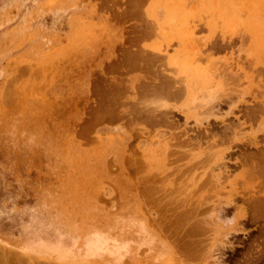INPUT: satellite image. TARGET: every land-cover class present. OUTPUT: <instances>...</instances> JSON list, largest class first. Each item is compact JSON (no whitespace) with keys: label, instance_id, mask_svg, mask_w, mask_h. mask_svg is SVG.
<instances>
[{"label":"rangeland","instance_id":"1","mask_svg":"<svg viewBox=\"0 0 264 264\" xmlns=\"http://www.w3.org/2000/svg\"><path fill=\"white\" fill-rule=\"evenodd\" d=\"M258 1L178 0L177 25L172 16L159 27L167 0H0V264H211L217 257L221 264H264V0ZM180 49L215 73L204 94L160 92V77L175 76L164 52ZM211 90L221 96L218 105L203 101ZM158 104L170 106L166 118L154 111L156 126L145 124L148 110L164 109ZM174 106L199 117L212 110L233 115L194 126ZM97 113H110V122ZM156 136L167 140L165 150ZM220 207L219 219H236L229 228L212 223ZM90 231L126 243L121 261L86 257ZM71 252L82 260L61 257Z\"/></svg>","mask_w":264,"mask_h":264},{"label":"bare ground","instance_id":"2","mask_svg":"<svg viewBox=\"0 0 264 264\" xmlns=\"http://www.w3.org/2000/svg\"><path fill=\"white\" fill-rule=\"evenodd\" d=\"M178 0H176V2H175V0L174 1H172V0H167V3L163 6V10L162 11H159V10H161L162 8V6L160 7L161 9H159V7H158V9L159 10H157V13L159 14V12H160V17L162 16V14H164V17H163V21H161L160 23H158L157 22V25L160 27L161 26V24L162 23H169L168 22V20H171L170 18L172 17V16H174L173 17V19H172V22L173 21H175L173 24H175L176 23V21H178L179 20V18L180 17H177V15L179 16L180 15V13H179V9L181 8H179V6H181V3H179V2H177ZM191 2H192V0H190ZM212 1H214V0H212ZM229 1V0H228ZM237 1V0H236ZM190 2V3H191ZM233 2V1H232ZM259 1L257 0V3H258ZM154 3V2H153ZM214 3V2H213ZM238 3V2H237ZM247 3H249L248 1H247ZM247 3H245V4H247ZM192 4V3H191ZM207 4H208V2H207ZM211 4V3H210ZM222 4H223V2H222ZM229 4H230V2H229ZM233 4V3H232ZM236 3H234L233 5L234 6H236L235 5ZM239 4V3H238ZM177 5H179V6H177ZM184 5V4H183ZM190 5V4H189ZM214 5V4H213ZM217 5H218V3H217ZM242 5V4H241ZM249 5V4H248ZM209 6V5H208ZM225 6V5H224ZM228 6V5H227ZM239 6V5H238ZM245 6V5H244ZM251 6V5H250ZM249 6V7H250ZM233 7V6H232ZM232 7L230 8V9H232ZM252 7V6H251ZM261 7V6H260ZM207 8V7H206ZM236 8V7H235ZM256 9L257 8H259V7H255ZM262 8V7H261ZM217 9H219V7H217ZM245 9V8H244ZM249 9V8H248ZM254 9V8H253ZM211 10V9H210ZM243 10V9H242ZM241 10V11H242ZM258 10H260V8L259 9H257V11ZM159 11V12H158ZM203 11V10H202ZM220 11V10H219ZM224 11V10H223ZM227 11V10H226ZM234 11H235V9H234ZM244 12H245V10H243ZM254 11V10H253ZM161 12H163V13H161ZM213 12H215V11H213ZM225 12V11H224ZM223 12V13H224ZM238 12V11H237ZM240 12V11H239ZM243 12V13H244ZM248 12V11H247ZM251 12V11H250ZM256 12V11H255ZM262 12H263V9H262ZM220 13V12H219ZM223 13L221 14V17H222V21H223V23H227V19H226V16H229L231 13H230V11H229V13H225V16H223ZM241 13V12H240ZM239 13V14H240ZM252 13V12H251ZM251 13H249V14H251ZM264 13V12H263ZM236 14H238V13H236ZM248 14V13H247ZM258 14V13H257ZM157 15V14H156ZM212 15V14H211ZM215 15H216V13H215ZM242 15V14H241ZM252 15H253V13H252ZM252 15H251V17H252ZM245 16V15H244ZM157 17H158V15H157ZM246 17H247V15H246ZM255 17V16H254ZM248 18H250V15H248ZM145 19H146V17H145ZM150 21H151V19H150ZM152 22V21H151ZM150 22V23H151ZM153 22H154V26L156 25V22H155V20H153ZM180 22H178V24H179ZM236 23V22H235ZM170 24H171V21H170ZM234 24V22L232 23V25ZM237 24V23H236ZM239 24H240V22L237 24L238 26H239ZM149 25V24H148ZM152 25V24H151ZM177 25V23L175 24V26ZM246 25H247V27H249V28H251V29H254V26H253V23H251V22H247L246 23ZM231 26V25H230ZM178 28H179V25H178ZM231 28V27H230ZM176 29H177V27H176ZM176 29H174V30H176ZM155 30H157L156 29V27H155ZM164 30H165V28H164ZM234 30V29H233ZM176 32V31H175ZM234 32H236V31H234ZM188 33V32H187ZM258 33H259V31H258ZM260 34V33H259ZM259 34H258V36H259ZM235 35V34H234ZM196 36V35H195ZM256 36V35H255ZM257 36V37H258ZM193 38H194V36H193ZM228 38V37H227ZM256 40V39H255ZM258 40V39H257ZM258 42V41H257ZM256 42V43H257ZM192 43H195V42H192ZM211 43V42H210ZM215 43V42H214ZM259 43H260V40H259ZM211 44H213V43H211ZM189 45V44H188ZM207 45V44H206ZM178 46V45H177ZM191 46V45H190ZM217 46H220V45H217ZM216 46V47H217ZM140 47H141V45H140ZM212 47V46H211ZM214 47V46H213ZM241 47V46H240ZM154 47H152L151 46V48H150V50H152V54L154 53V54H157L158 53V51L156 52V49H153ZM183 48V47H182ZM212 49V48H211ZM210 49V50H211ZM240 49V48H239ZM157 50H159V51H161L159 48H157ZM164 50V49H163ZM209 50V49H208ZM212 51V50H211ZM210 51V52H211ZM214 51V50H213ZM218 51V50H217ZM240 51V50H239ZM150 52V51H149ZM131 53V52H130ZM143 53H145V52H143ZM167 53V54H166ZM164 52V57H165V59H166V63L168 64V66L169 65H171L170 66V68H173V71L174 72H172V73H174V75L175 76H165V75H167L166 73H164L165 75H163L162 76V78L160 77V85H159V87L158 88H160V92H162V93H164V95H165V97L166 96H168V97H174V98H176V96H181V94H186L187 96H191L193 93H194V91H197V90H200V92H202V90L201 89H203V88H205V87H207V84H210L209 82H211V81H209V80H211V78L213 79V75L215 74V73H213V75H212V73H210V72H208L207 70H205V68H202V67H200L199 66V64H197V63H195L194 62V59H192L191 58V56H189L190 55V53L188 54L187 53V51L186 50H184V49H180V50H178L177 52H175V54H173V55H168V52ZM128 54V53H127ZM139 54H141L140 52H139ZM146 54V53H145ZM147 54H148V52H147ZM147 54L145 55V57H147V58H149L151 55H149V57L147 56ZM150 54V53H149ZM249 54V53H248ZM247 54V55H248ZM131 55V54H130ZM142 55V54H141ZM160 55V54H159ZM163 55V54H162ZM161 55V56H162ZM132 56V55H131ZM131 56H130V58L129 59H131ZM135 56L137 57V55L135 54ZM135 56H133V57H135ZM128 57H129V55H128ZM132 57V58H133ZM155 57V56H154ZM138 59V58H137ZM132 60V59H131ZM217 60V62L219 61V62H221V60H218V59H216ZM216 60H213L212 62H214V61H216ZM199 62V61H198ZM222 62H224V61H222ZM221 62V63H222ZM161 63V62H160ZM159 64V63H158ZM224 64V63H223ZM229 64V63H228ZM230 64H232V63H230ZM264 64V63H263ZM166 65V64H165ZM210 65H211V67H212V65L213 64H211L210 63ZM210 65L208 66V68L210 69ZM214 65L216 66V63L214 62ZM147 66V65H146ZM223 66V65H222ZM162 67V66H161ZM166 67V66H165ZM217 67V66H216ZM221 67V65L219 66V68ZM226 67V66H225ZM228 67H230V65L228 66L227 65V68ZM235 67V66H234ZM166 68H168V67H166ZM215 67H213V68H211L212 70L214 69ZM222 68V67H221ZM221 68L219 69V70H221ZM227 68H225L226 70H228ZM251 68V67H250ZM149 69V68H148ZM217 69H218V67H217ZM159 70V69H158ZM212 70H211V72H212ZM223 70V69H222ZM225 70V71H226ZM232 70V69H231ZM249 70V69H248ZM168 71H171V70H169L168 69ZM225 71H223V73L225 72ZM230 71V70H229ZM233 71V70H232ZM251 71V70H250ZM213 72H215L214 70H213ZM235 73H237L236 71H234ZM234 72H230V73H234ZM254 72V71H253ZM257 71H255V73H256ZM162 73H163V71H162ZM218 73V72H217ZM222 73V74H223ZM241 73V72H240ZM240 73H237V75L238 74H240ZM243 74V73H242ZM260 74V73H259ZM220 75V74H219ZM236 75V74H235ZM234 75V76H235ZM261 75V74H260ZM213 76V77H212ZM222 76V75H221ZM255 76V75H254ZM253 76V77H254ZM216 77H218V74L216 75ZM244 77V76H243ZM219 78H220V76H219ZM224 78H226V76L224 77ZM235 78V77H234ZM241 78V77H240ZM243 80H244V78H242ZM234 80V79H233ZM237 80H239V79H237ZM214 81V80H213ZM222 81V80H221ZM221 81L219 82V80L217 81V82H219V84H221ZM253 81V80H252ZM247 82V81H246ZM255 82V81H254ZM257 82V81H256ZM152 83V82H151ZM228 83V82H227ZM158 84V83H157ZM156 84V85H157ZM218 84V87L220 86ZM153 86V85H152ZM223 86V85H222ZM231 86V85H230ZM154 87V86H153ZM156 87V86H155ZM227 88L229 87V86H226ZM233 88V87H232ZM156 89V88H155ZM214 89V88H213ZM242 89V88H241ZM240 89V90H241ZM128 90V89H127ZM224 90V89H223ZM238 90H239V88H238ZM158 91V90H157ZM203 91H206V90H204L203 89ZM212 91V90H211ZM208 92L207 93V95L206 96H204V95H201L202 93L204 94L205 92H202V93H200V95H201V98L204 96V97H207V99H205L204 98V100H203V98L201 99V100H203L204 101V103L205 102H210V103H212V102H216L215 104H217L218 105V101L220 100V97L221 96H219V95H217L218 93H216V91L214 92V90L212 91V92ZM217 92H219V90L217 91ZM230 92V91H229ZM243 92V91H242ZM215 93H216V95H215ZM220 94H221V91L219 92ZM222 93H225V92H223L222 91ZM233 93V92H232ZM235 93V92H234ZM160 94V93H159ZM196 95L195 96H198L197 94H198V91H197V93H195ZM238 94V93H237ZM146 95V94H145ZM219 96V97H218ZM128 97V96H127ZM164 97V96H163ZM192 97V96H191ZM240 98L241 97H243V96H239ZM124 98H126L125 96H124ZM133 98V97H132ZM180 98H182V97H180ZM128 99V98H127ZM229 99V98H228ZM227 99V100H228ZM122 100V99H121ZM131 100V99H130ZM129 100V101H130ZM188 100H189V97H188ZM201 100H199V105L200 104H203L204 105V103L203 102H201ZM236 100V99H235ZM164 101V100H163ZM174 101V100H173ZM196 101V100H195ZM127 102V101H126ZM159 102V101H158ZM162 102V101H161ZM160 102V103H161ZM221 102V101H220ZM264 102V101H263ZM93 103V102H92ZM101 103V102H100ZM100 103H99V107L101 106L100 105ZM103 103V102H102ZM101 103V104H102ZM157 103V102H156ZM186 103V102H185ZM184 103V104H185ZM195 103V102H194ZM193 103V104H194ZM210 103H208V104H210ZM176 104V103H175ZM178 104V103H177ZM207 104V103H206ZM204 105L203 107H205V106H207V105ZM198 104H196V106H197ZM198 105V106H199ZM229 105V104H228ZM153 106V105H152ZM158 106H160L159 108H161V107H164V109H156V107H155V109H152L151 108V110H148L147 112H146V114L145 115H143V116H145L144 117V120L146 121L145 122V124L147 123V124H149V125H155V124H157V122L159 121L158 119L160 118H162V120H163V118L166 116L165 115V113H166V110L167 109H165V107H167V108H169L168 106H166V104H161V105H159L158 104ZM200 106H202V105H200ZM214 106V105H213ZM109 107V106H108ZM195 107V106H194ZM208 107V106H207ZM212 107V105L210 106V108ZM233 107H236V105L235 106H232V107H230V108H233ZM98 108V107H97ZM96 108V109H97ZM105 108V107H104ZM107 108V107H106ZM174 108L178 111V112H180V113H182V114H184V116H185V119H187L188 117H190V116H192V118H193V120H194V126H196V124H197V126H201V124H202V122H208V119L210 118V117H213V118H220V120H222V118L226 115V114H228V115H226V116H229V114H231L230 112H231V109H229L226 113L225 112H223V110H222V112H223V115H219V116H217L216 114H214V110H212V111H209L207 114H206V112L203 114V115H201V117H199L200 116V114L198 115V116H196L195 114H196V112H195V114L193 115V114H191V115H189L187 112H185V111H183L181 108H177V107H175L174 106ZM218 108V107H217ZM102 109H103V107H102ZM109 109H111V107L109 108ZM191 109H193V108H191ZM204 109V108H203ZM212 109H214V108H212ZM94 110V109H93ZM106 110H108V108L107 109H105L104 111H106ZM120 110V109H119ZM170 110V109H169ZM168 110V111H169ZM173 110V109H172ZM187 110H189L188 108H187ZM215 110H216V108H215ZM218 110V109H217ZM233 110V109H232ZM110 112H111V110H109ZM114 111H116V110H114ZM114 111H112V112H114ZM154 111H157L158 112V115H159V118L157 119L156 118V115L153 113ZM193 111V110H192ZM203 111V110H202ZM208 111V110H207ZM95 112V110L93 111V113ZM98 112V111H97ZM101 112V111H100ZM127 112V111H126ZM143 112V111H142ZM106 113V112H105ZM117 113H119V111L117 112ZM144 113V112H143ZM171 113V112H170ZM199 112H197V114H198ZM98 114V113H97ZM108 114V113H107ZM110 114V113H109ZM108 114V115H109ZM116 114V113H115ZM139 114H140V112H139ZM99 115V114H98ZM97 115V116H98ZM108 115H104V113L102 114L101 113V115H99V117H100V119L101 118H104V119H108V121H109V116ZM120 115H122V113L120 114ZM168 115V114H167ZM231 115H233V114H231ZM90 116V115H89ZM113 116V115H112ZM115 116V115H114ZM118 115H116V117H117ZM170 115H168V117H169ZM92 117V116H91ZM122 117V116H121ZM120 117V118H121ZM141 117V116H140ZM171 117V116H170ZM141 118H143V117H141ZM166 118V117H165ZM164 118V119H165ZM91 119V118H90ZM97 119V118H96ZM111 119V118H110ZM117 119H118V117H117ZM123 119H124V117H123ZM224 119V118H223ZM99 120V119H98ZM113 120V119H112ZM131 120V119H130ZM137 120H139V119H137ZM213 120V119H212ZM216 120V119H215ZM93 121V120H92ZM103 121V120H102ZM114 121V120H113ZM117 121V120H116ZM164 121H167V120H164ZM218 121V120H217ZM239 121V120H238ZM94 122H95V120H94ZM96 122H97V120H96ZM105 122V121H104ZM110 122V121H109ZM125 122V121H124ZM168 122V121H167ZM245 122V121H244ZM92 123V122H91ZM161 123H162V121H161ZM165 123V122H164ZM169 123V122H168ZM258 123V122H257ZM256 123V124H257ZM264 123V122H263ZM115 124V123H114ZM163 124V123H162ZM161 124V125H162ZM166 124V123H165ZM186 124V123H185ZM240 124V123H239ZM98 125V124H97ZM227 125V124H226ZM156 126V125H155ZM158 126H159V124H158ZM157 126V127H158ZM253 126V125H252ZM258 126V125H257ZM94 127H95V125H94ZM134 127V126H133ZM152 127H154V126H152ZM168 127V126H167ZM202 127V126H201ZM242 127V126H241ZM240 127V129L242 130V128ZM139 128V127H138ZM233 128V127H232ZM239 129V128H238ZM237 129V130H238ZM255 129V128H254ZM254 129H252L253 131H255ZM258 129H259V127H258ZM258 129H256V130H258ZM262 129H264V125L260 128V130H262ZM128 130V129H127ZM225 130V129H224ZM244 130V129H243ZM170 131V130H169ZM179 131V130H178ZM239 131V130H238ZM132 132V131H131ZM155 132V131H154ZM234 132V131H233ZM133 133H134V131H133ZM132 133V134H133ZM138 133V132H137ZM140 133H142V132H140ZM140 133H138V134H140ZM169 133H171V132H169ZM192 133V132H191ZM244 133H246V131L244 132ZM248 133V132H247ZM131 134V135H132ZM136 134L134 133V136H135ZM171 135H173V134H171ZM193 135H194V133H193ZM239 135H241V134H239ZM133 136V137H134ZM138 136H143V135H138ZM154 136V135H153ZM158 136H161V134H158ZM158 136H156L157 138H159L158 139V141H156L155 143H156V145H158V147H163L162 148V150H165L167 147H166V141L164 140V138H160V137H158ZM184 136V135H183ZM213 136V135H212ZM130 136L128 135V137H125L126 139L127 138H129ZM144 137V136H143ZM175 137V136H174ZM236 137V136H235ZM253 137V136H252ZM86 138V137H85ZM139 138V137H138ZM137 138V139H138ZM171 138V137H170ZM234 138V137H233ZM143 139V138H142ZM177 139H178V137H177ZM180 139V138H179ZM184 140H185V138H183ZM187 139V138H186ZM195 139H197V138H195ZM181 140V139H180ZM232 140V139H231ZM197 141V140H196ZM206 141V140H205ZM228 141H230V140H228ZM150 142H152V141H150ZM180 142V141H179ZM184 142V141H183ZM187 142V141H186ZM190 142H192V141H190ZM210 142V141H209ZM139 143V142H138ZM142 143V142H141ZM155 143H150V144H155ZM181 143H182V141H181ZM185 143V142H184ZM200 143V142H199ZM198 143V144H199ZM188 143H186V145H187ZM128 145V144H127ZM139 145H141L140 143H139ZM183 145V144H182ZM185 145V144H184ZM183 145V146H184ZM143 145H141V147H142ZM178 146V145H177ZM212 146V145H211ZM219 146V145H218ZM140 147V146H139ZM141 147H140V150H141ZM146 147V146H145ZM169 147V146H168ZM181 147V146H180ZM192 147V146H191ZM199 147V146H198ZM137 148V147H136ZM230 148V147H229ZM127 149H128V147H127ZM126 149V150H127ZM148 149L149 148H147V152H148ZM197 149V148H196ZM199 149V148H198ZM210 149V148H209ZM122 150V153H123V151H124V149L122 148L121 149ZM140 150H139V152H140ZM169 150H170V148H169ZM191 150V149H190ZM193 150V149H192ZM195 150V149H194ZM187 151H189V149L187 150ZM220 151V150H219ZM129 152V151H128ZM167 152H169V151H167ZM149 153V152H148ZM192 153V152H191ZM140 154H141V152H140ZM142 155V154H141ZM168 154L166 153V156H167ZM125 156H126V154H125ZM133 156V155H132ZM131 156V157H132ZM207 156V155H206ZM134 157V156H133ZM221 157V156H220ZM126 158V157H125ZM129 158V157H128ZM166 158V157H165ZM134 159V158H133ZM173 159V158H172ZM155 160V159H154ZM157 160V159H156ZM209 160V159H208ZM213 160V159H212ZM211 160V161H212ZM123 161H124V159H123ZM143 161V160H142ZM128 162V161H127ZM148 162V161H147ZM206 162V161H205ZM204 162V163H205ZM209 162V161H208ZM207 162V163H208ZM187 163V162H186ZM197 163V162H196ZM201 163V162H200ZM210 163V162H209ZM145 164V163H144ZM147 164V163H146ZM199 164V163H198ZM111 165V164H110ZM124 165H125V163H124ZM180 165V164H179ZM196 165V164H195ZM207 165V164H206ZM113 166V165H112ZM223 166H224V164H223ZM111 167V166H110ZM109 167V168H110ZM178 167V166H177ZM188 167V166H187ZM114 168V167H113ZM180 169H181V167H179ZM209 168H211V167H209ZM223 168V167H222ZM110 169H112V168H110ZM127 169V168H126ZM194 169V168H193ZM117 170V169H116ZM210 170V169H209ZM216 170H217V168H216ZM218 170H220L219 169V167H218ZM225 170V169H224ZM223 170V171H224ZM253 170V169H252ZM199 171V170H198ZM202 171V170H201ZM200 171V172H201ZM214 171V170H213ZM180 173V172H179ZM211 173H213V172H211ZM147 174V173H146ZM149 174V173H148ZM147 174V175H148ZM187 174V173H186ZM225 174V173H224ZM174 175V174H173ZM212 175V178H214V180L215 181H218V179H219V173L218 172H216V173H213V174H211ZM184 176H185V174H184ZM183 176V177H184ZM206 176V175H205ZM173 177V176H172ZM221 177V176H220ZM223 177V176H222ZM103 178V177H102ZM130 178V177H129ZM210 178V177H209ZM211 178V179H212ZM229 178V177H228ZM227 179V178H226ZM220 180H221V178H220ZM219 180V181H220ZM210 181V180H209ZM208 181V182H209ZM212 181V180H211ZM175 182V181H174ZM181 182V181H180ZM204 182V181H203ZM213 182V181H212ZM224 182V181H223ZM227 182V181H226ZM171 183V182H170ZM225 183V182H224ZM223 183V184H224ZM218 185L219 184H221V181H220V183H217ZM230 184H231V182H230ZM233 184V183H232ZM212 185H214V184H212ZM218 185H215L216 187L218 186ZM242 185V184H241ZM138 186V185H137ZM220 186V185H219ZM227 186H230V185H227ZM232 186V185H231ZM136 187V186H135ZM134 187V188H135ZM230 188V187H229ZM205 189H207V188H205ZM219 189V188H218ZM217 189V190H218ZM224 189V188H223ZM172 190V189H171ZM168 192V191H167ZM180 192V191H179ZM203 192H206V191H203ZM176 193V192H175ZM188 193H190L189 191H188ZM207 194V193H206ZM177 195H178V193H177ZM177 195H175V196H177ZM183 195V194H182ZM197 195H199V193L197 194ZM216 195V194H215ZM206 196V195H205ZM171 197H173V196H171ZM186 197V196H185ZM188 197H190V196H188ZM187 198V197H186ZM221 198V197H220ZM188 200V199H187ZM190 200V199H189ZM192 200V199H191ZM229 200V201H228ZM227 200V202H225L224 204H226V205H228V203H230V198ZM199 202V201H198ZM114 203V202H113ZM179 203V202H178ZM204 203V202H203ZM209 203V202H208ZM220 203V202H219ZM115 204V203H114ZM212 204V203H211ZM223 204V205H224ZM119 205V204H118ZM195 206H196V204H194ZM204 205V204H203ZM213 205V204H212ZM219 205V204H218ZM112 206V205H111ZM185 206H186V204H185ZM222 206V205H221ZM194 207V206H193ZM223 207V206H222ZM190 208V207H189ZM226 208V207H225ZM165 209V208H164ZM192 209V208H191ZM220 209L222 210V208L220 207V208H218V210H215L214 211V213H213V215H212V223L214 224V225H216V226H218L219 228H222V229H226V228H229L230 226H232V225H229L228 223L229 222H233V219L232 218H230L231 220L230 221H228V220H226L227 219V217H225V218H223L222 220L221 219H219L218 217H217V214H218V212L217 211H220ZM113 210H115V209H113ZM176 210V209H175ZM212 210V209H211ZM177 212V211H176ZM209 212V211H208ZM212 212H213V210H212ZM234 212V211H233ZM210 213H211V211H210ZM220 213V212H219ZM209 214V213H208ZM212 214V213H211ZM221 214V213H220ZM165 215V214H164ZM195 215V214H194ZM153 216V215H152ZM155 216V215H154ZM149 217H151L150 215H149ZM205 218H206V216H204ZM224 217V216H223ZM201 218V217H200ZM204 218V219H205ZM222 218V217H221ZM236 218V217H235ZM202 219V218H201ZM227 221V222H225V220ZM224 220V221H223ZM137 221L138 222H135V224L137 225V228H138V230H140L141 232H143V234L144 235H146L145 233V226L143 225V222H142V220L141 219H137ZM151 221H152V219H151ZM150 221V222H151ZM155 220H153V222H154ZM190 223V222H189ZM205 223V222H204ZM234 223H236V219H234V222L232 223V224H234ZM150 224H152V223H150ZM155 224V223H154ZM206 224V223H205ZM210 224V226H212L211 225V223H209ZM204 225V224H203ZM214 225H213V227H214ZM205 226V225H204ZM207 226V225H206ZM154 227V226H153ZM218 227H214V228H218ZM185 228V227H184ZM208 229H211V228H208ZM213 229V228H212ZM168 230V229H167ZM196 230V229H195ZM186 231V230H185ZM231 231V230H230ZM233 231V230H232ZM234 232V231H233ZM113 233V232H112ZM116 233V232H115ZM171 233V232H170ZM232 233V232H231ZM209 234V233H208ZM227 234H229V233H226V235ZM210 235V234H209ZM212 235V234H211ZM227 237V236H226ZM85 238H86V240H84L83 241V244H82V246H84V247H87L86 248V250H83V251H85L86 252V257H89V256H91V258H94V259H96V258H98V259H103L104 260V258H103V256L105 255V256H110L115 262H119V261H121V259H122V257L126 254V252L128 251V246H127V244L126 243H124V242H122L121 240H118V239H116L115 237H113V236H111V235H109V234H107V233H105V234H103V233H100V232H96V231H90V232H88L86 235H85ZM223 239H224V236H223ZM142 248V247H141ZM140 248V249H141ZM43 249V248H42ZM143 249V248H142ZM141 249V250H142ZM147 250V249H146ZM44 253H47V252H49V249H46V248H44ZM82 251V250H81ZM143 251V250H142ZM142 251H140V252H142ZM51 252V251H50ZM205 252V251H204ZM75 253H76V251H75ZM138 253V252H137ZM145 253V252H144ZM69 254H71V255H73V256H71V257H69ZM69 254H64V256H61V257H63V258H68V259H71V260H73V261H81L82 260V258H81V256H79V255H76V256H74L75 254L73 253V252H71V253H69ZM140 254H142V253H140ZM207 255V254H206ZM212 255V254H211ZM218 255V254H217ZM174 256V255H173ZM213 256V255H212ZM219 256V255H218ZM223 256V255H222ZM211 257V256H210ZM214 257H216L215 255H214ZM221 257V256H220ZM175 258H176V256H175ZM179 258V257H178ZM208 258V257H207ZM213 258V257H212ZM168 259V258H167ZM171 259V261L173 260L172 259V257L171 258H169V260ZM92 260V259H91ZM176 260V259H175ZM208 260V259H207ZM206 260V261H207ZM189 261V260H188ZM187 261V262H188ZM212 263L211 264H221L220 263V260H219V257H217V258H214V259H212ZM130 262V261H129ZM174 262H176V261H174ZM190 262V261H189ZM196 262V261H195ZM202 263V262H201ZM123 264V263H122ZM128 264V263H127ZM182 264V263H181Z\"/></svg>","mask_w":264,"mask_h":264}]
</instances>
